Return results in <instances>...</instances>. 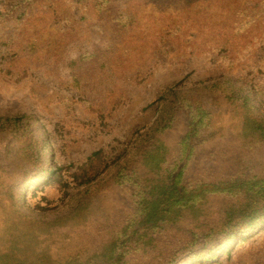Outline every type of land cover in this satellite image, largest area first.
<instances>
[{
  "label": "trees",
  "instance_id": "obj_1",
  "mask_svg": "<svg viewBox=\"0 0 264 264\" xmlns=\"http://www.w3.org/2000/svg\"><path fill=\"white\" fill-rule=\"evenodd\" d=\"M43 1L23 0L28 17L16 61L45 68L98 113L112 112L126 97V71L147 69L159 55L197 50L231 69L264 52V0H94L97 24L83 35L54 37L49 26L57 12ZM224 97L236 107L235 123L185 97L138 159L118 170L116 184L131 202L121 208L110 238L71 250L74 230L58 228L44 236L49 242L35 257L25 243L18 246L24 254L9 249L13 242L0 246V264H194L230 252V245L264 226V118L248 97L228 91ZM99 155L89 159V168ZM87 208L85 199L76 200L58 221ZM84 232L96 234L80 230L77 236ZM144 255L151 260H139Z\"/></svg>",
  "mask_w": 264,
  "mask_h": 264
},
{
  "label": "rangeland",
  "instance_id": "obj_2",
  "mask_svg": "<svg viewBox=\"0 0 264 264\" xmlns=\"http://www.w3.org/2000/svg\"><path fill=\"white\" fill-rule=\"evenodd\" d=\"M41 4L57 12L49 26L53 35L48 37L66 31L83 35L98 23L94 0H44ZM26 7L23 0H0L1 247L13 242L9 249H18L25 243L35 257L43 250L38 246L49 242L44 236L58 228L74 230L71 250L73 245L110 238L122 209L131 202V194L116 184L118 170L138 159L164 116L174 113L185 97L197 98L230 125L237 112L224 97L228 91L231 97H248L256 115L264 118V52L253 62L231 69L197 50L159 55L147 69L126 71V97L112 112L98 113L88 98L45 68L16 61V52L22 54L19 40L26 27ZM27 13L33 14L34 9L28 7ZM107 29L110 34L109 24ZM97 152L100 155L89 168V159ZM84 199L88 208L59 225V215ZM80 230L96 234L77 236ZM229 250L194 264H264V226ZM139 260L151 258L144 255Z\"/></svg>",
  "mask_w": 264,
  "mask_h": 264
}]
</instances>
